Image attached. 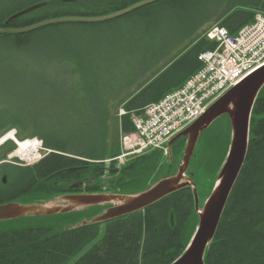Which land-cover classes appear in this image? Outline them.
Wrapping results in <instances>:
<instances>
[{
    "label": "trees",
    "instance_id": "obj_1",
    "mask_svg": "<svg viewBox=\"0 0 264 264\" xmlns=\"http://www.w3.org/2000/svg\"><path fill=\"white\" fill-rule=\"evenodd\" d=\"M136 1L138 0H0V28H24L62 16L105 15ZM238 2L240 4L220 20V25L225 26L231 34L252 21L256 11L264 12V0ZM196 3L197 0H157L105 21L56 22L26 32H4L0 33V48L7 52L6 55L10 54L4 58L12 62H15L13 54L16 53L17 61L23 63L20 67L24 69V65L29 67L30 60L29 56L25 60L19 59L20 52H29L32 48L41 51L44 46L53 45L58 37L63 40L61 34L70 25L96 27L107 24L113 31L125 24V31L133 36L139 29L129 27L132 21L149 29L159 12H183L192 9ZM30 6L35 7L25 14L10 18L15 12ZM157 13L159 14L156 15ZM205 19L201 15L197 23L189 27L188 34L197 30ZM161 44L166 45L164 38L161 39ZM214 45L204 35L195 37V41L185 44L166 58L162 69L156 68L144 82L136 81L138 83L133 86L130 95L122 100L126 113L120 117V130L125 133L132 131L134 126L131 113H141L147 103L160 99L180 86L201 67L198 54ZM167 54L162 57L165 58ZM135 72L140 74L139 69L130 68V74ZM85 91L87 93V89ZM75 93L76 96L70 93V97L80 98ZM88 96L85 97L86 100H94L93 96ZM33 103L35 102L28 97H23L18 102L19 111H22L19 115L24 116L23 112H26L24 124L30 120L28 115ZM79 105L81 108L77 110L78 113H71L74 117L81 115L86 126L81 128L83 133L79 139L74 137V132L60 128L57 122L56 129H51L42 117L47 113V108L39 106L43 109L39 110L36 117L43 119L44 123L37 122L39 125L35 131L40 132L44 145L54 151L33 165L1 164L0 203L18 198L22 202L37 203L69 191L133 193L145 189L164 174L157 173L152 177L162 158L166 157L167 166L171 164L169 156L164 155L160 149L150 150L120 167H116L111 161L106 164L105 159L119 154L120 145L116 140L119 135L112 133L110 136L106 126H103L106 120L97 118L96 112L100 111L101 117L108 111L105 100H100L99 107H88V101ZM258 105L264 106V86L252 109L245 162L214 237L206 248V264H264V118L257 120L260 122L257 123ZM68 107L72 111V107ZM60 112L65 113L64 110ZM6 113H9L7 108ZM4 117L11 118L0 111V118ZM114 126L117 130L116 122ZM226 135V142L223 136L220 138V142H225V145L206 146L208 169L214 165L212 162L217 153L221 156L218 169L222 165L229 146V131ZM109 137L112 140L108 142ZM180 147L181 145L172 147V162L176 159L174 148L177 151ZM180 159L179 154L177 163ZM4 175L5 182L2 179ZM72 183L80 185L71 187ZM108 205H94L50 216H26L0 221V264H170L184 251L198 223L192 191L190 187H186L142 210L103 223L74 226L83 219H91ZM171 215L173 222L170 221ZM100 226H104L102 231Z\"/></svg>",
    "mask_w": 264,
    "mask_h": 264
},
{
    "label": "rangeland",
    "instance_id": "obj_2",
    "mask_svg": "<svg viewBox=\"0 0 264 264\" xmlns=\"http://www.w3.org/2000/svg\"><path fill=\"white\" fill-rule=\"evenodd\" d=\"M237 1L197 0L192 9L183 12H159L160 14H156H159L158 18L155 19L154 24L149 26V29H145L142 24L132 21L129 27L139 29L133 36L125 31V24L113 31H111L113 28H109L107 24L96 27L70 25L61 34L64 39L58 37L56 40L57 45L52 43L53 45L40 47L41 51L32 48L29 52H20L19 59L25 60L29 56L30 60L29 67L24 65V69L20 67L23 63L17 61L16 53L13 54L15 62H12L10 59L4 58L10 54L6 55L7 52L0 48V111L4 112L5 116H11V118H0V137L13 130L17 140L38 138L43 141L40 132L35 131L43 119L36 117V115L42 111V107H46L47 113H44L42 117L51 129H56L59 124L60 128L74 132V137L77 136L79 139L80 134L83 133L81 128L86 126H84L81 115L77 114L74 117L71 113L74 111L78 113L77 110L81 108L79 104L83 102L88 101V107L89 105L99 107L100 100L104 99L108 111L103 113L101 117L100 111L96 112L97 118L106 120L103 126H106L110 136L112 133L115 136L119 135L116 140H118L120 150L121 147L123 149L126 147L123 144L125 138L122 140L121 136L125 132L120 130V117L122 116L120 113L122 110H126L122 106V100L130 95L129 92L138 83L136 81L144 82L156 68L162 69L164 62L166 63V58L176 53L185 44L195 41V37L204 35L209 26L220 24L222 17L240 4ZM201 15H204L206 19L201 22L197 30L189 35L187 30L191 25L197 23ZM163 38L166 40V45H163L165 43L161 44ZM165 53H168V56L163 58ZM130 68L139 69L140 74H136V72L130 74ZM75 92L81 99L70 97L71 94L76 96ZM87 95L93 96L94 100H89V96L86 100ZM23 97H28L35 102L31 105L32 111L30 110L31 114L28 115L30 120L26 124L23 123L26 112H23L24 116H20L19 113L22 111H19L18 108V102ZM68 105L72 107V111ZM103 107L104 105L102 109ZM6 108L9 113H6ZM62 110L65 111L64 114L60 112ZM56 111L58 116H55ZM102 112L103 110H101ZM256 117V121L264 118V106L258 105ZM72 122L74 125L71 126ZM80 122L81 124H79ZM115 122L117 130L114 126ZM20 126L23 127L20 128ZM228 128L226 116L221 115L200 135L193 157L189 162L188 169L193 172L197 183V198L200 207L213 188L219 172V159L221 157L217 153L212 162L214 165L208 169L205 155V150L208 151V148L206 146L225 145L224 143L228 140V135H226ZM127 135L129 136V134ZM222 136L225 142H220ZM16 139L11 138L0 144V160H6V163L17 165L22 162L16 157V154H12L18 148ZM111 140L112 138L109 137L108 142ZM182 147L183 145L177 152L181 153ZM142 152L135 153V155L129 154L131 157L126 156L125 160L137 158L139 155L136 154L142 155ZM145 153L148 151L143 152V154ZM165 158L161 159L160 166L154 171L155 174L153 173L152 177L157 173L163 174L173 169L174 165H178L176 161L178 157L169 165L170 168L167 166ZM110 161L114 162L116 167L123 165L118 162L117 158H109L105 163L109 164ZM258 162L260 161L258 160ZM4 177L6 178V175ZM17 200L22 201L21 198ZM103 228L104 226H100V231Z\"/></svg>",
    "mask_w": 264,
    "mask_h": 264
},
{
    "label": "water",
    "instance_id": "obj_3",
    "mask_svg": "<svg viewBox=\"0 0 264 264\" xmlns=\"http://www.w3.org/2000/svg\"><path fill=\"white\" fill-rule=\"evenodd\" d=\"M157 0H140L115 12L97 16H62L40 21L24 28H0V33H20L56 22H99L130 12L144 4ZM35 6L24 8L11 15V19L32 10ZM264 86V65L246 75L230 87L191 124L168 141L171 161V144L181 136H187L182 160L174 174L163 176L143 190L135 193L82 192L64 193L41 202H22L10 200L0 203V221L26 216H50L82 210L94 205L109 204L103 210L75 224H91L108 221L134 211L141 210L161 198L186 186L192 187L198 224L184 251L170 264H206L204 254L211 243L218 223L227 204L229 195L243 167L249 139V126L253 105ZM227 114L230 123V142L226 157L220 167L213 188L204 204L198 205L194 181L185 172L200 133L219 116ZM4 162L3 160L0 163ZM5 181V177H3ZM79 184L73 183L72 187ZM172 222V216H171Z\"/></svg>",
    "mask_w": 264,
    "mask_h": 264
},
{
    "label": "built area",
    "instance_id": "obj_4",
    "mask_svg": "<svg viewBox=\"0 0 264 264\" xmlns=\"http://www.w3.org/2000/svg\"><path fill=\"white\" fill-rule=\"evenodd\" d=\"M206 35L216 45L198 55L201 68L180 87L147 104L142 115L133 117L136 130L124 136L126 147L118 156L120 162L125 156L148 148L166 151L165 143L174 133L196 119L228 87L264 64V14H256L235 35L218 25L210 27ZM23 143L33 157L29 160L28 153L18 155L26 163L42 156L41 140Z\"/></svg>",
    "mask_w": 264,
    "mask_h": 264
},
{
    "label": "flooded vegetation",
    "instance_id": "obj_5",
    "mask_svg": "<svg viewBox=\"0 0 264 264\" xmlns=\"http://www.w3.org/2000/svg\"><path fill=\"white\" fill-rule=\"evenodd\" d=\"M226 116V118H227V120H228V126H229V128L227 129V132L229 131V135H230V123H229V119H228V115H225ZM259 122V121H258ZM257 122V123H258ZM260 123V122H259ZM227 132H226V134H227ZM200 137V136H199ZM199 139V138H198ZM186 141H187V136H182V137H180L179 139H177V140H175L173 143H172V146H174V145H183V147H182V149H181V153H179V152H177L176 150H175V148H174V153H175V158L176 157H178V155L180 154L181 155V157H182V154H183V150H184V147H185V145H186ZM197 142H198V140H197ZM197 142H196V145H197ZM177 152V153H176ZM169 168H170V166H169ZM171 168H172V166H171ZM177 169H178V165H174V167H173V169H171V170H168V171H166L162 176H164V175H170V174H174L176 171H177ZM186 173L188 174V175H190L193 179H194V174H193V172L192 171H190L188 168L186 169ZM161 176V177H162ZM195 180V179H194ZM3 182H4V180H3ZM196 182V181H195ZM77 184H79V183H77ZM80 185V184H79ZM78 185V186H79ZM186 187H188V186H186ZM185 187V188H186ZM190 187V186H189ZM196 187H197V183H196ZM191 191H192V189H191ZM65 193H80V192H78V191H69V192H65ZM192 195H193V191H192ZM16 200V199H15Z\"/></svg>",
    "mask_w": 264,
    "mask_h": 264
},
{
    "label": "bare ground",
    "instance_id": "obj_6",
    "mask_svg": "<svg viewBox=\"0 0 264 264\" xmlns=\"http://www.w3.org/2000/svg\"><path fill=\"white\" fill-rule=\"evenodd\" d=\"M138 1H140V0H138ZM138 1H136V2H138ZM155 2V1H154ZM135 3V2H134ZM151 3H153V2H151ZM133 4V3H132ZM148 4H150V3H148ZM145 5V4H144ZM130 6V5H129ZM143 6V5H142ZM141 7V6H140ZM139 8V7H138ZM137 9V8H136ZM132 11V10H131ZM121 16V15H120ZM109 20V19H108ZM105 21V20H104ZM100 22V21H99ZM11 138H15L16 139V137H15V135H14V133H13V130H11V131H9L8 133H6V134H4V135H2L1 137H0V143L1 142H4L5 140H9V139H11ZM17 140V139H16ZM18 151H17V153H18V155H20V156H23L25 153H28L29 155H28V157H30L31 156V154H30V151H29V148H27L25 145H24V143L22 142H20V145H19V148L17 149ZM33 157H30V158H28L29 160L30 159H32Z\"/></svg>",
    "mask_w": 264,
    "mask_h": 264
}]
</instances>
